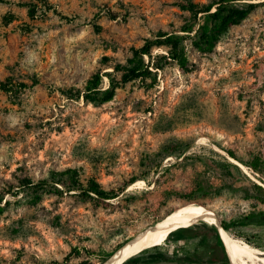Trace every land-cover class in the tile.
Listing matches in <instances>:
<instances>
[{
    "label": "rangeland",
    "instance_id": "374dc122",
    "mask_svg": "<svg viewBox=\"0 0 264 264\" xmlns=\"http://www.w3.org/2000/svg\"><path fill=\"white\" fill-rule=\"evenodd\" d=\"M187 1L218 0H0V195L9 201L0 212V264H102L103 252L188 202L264 250V195L251 183L264 187V169L244 163L264 160V2L235 1L257 5L201 51L195 31H181L190 12L179 4ZM160 32L184 37V69L156 59L152 87L123 83L114 70V95L99 105L66 95L124 65L132 48L162 40ZM109 85L103 75L101 89ZM67 167L118 192L137 179L129 196L102 202L17 191L23 178ZM206 222L190 226L203 231ZM175 248L187 246L164 242L146 253L171 257ZM191 264L222 263L203 256Z\"/></svg>",
    "mask_w": 264,
    "mask_h": 264
},
{
    "label": "trees",
    "instance_id": "16d2710c",
    "mask_svg": "<svg viewBox=\"0 0 264 264\" xmlns=\"http://www.w3.org/2000/svg\"><path fill=\"white\" fill-rule=\"evenodd\" d=\"M235 1L237 0H218L206 5H199L191 1L180 3L179 7L182 10L190 12L189 19L181 26V31H195L192 44L198 50H210L220 35L227 31L230 26L238 24L244 20L249 12L257 5V3H245L240 5ZM262 2H264V0H262ZM212 8L214 9L212 10ZM199 13H201V15L198 16ZM157 37L164 38L162 40H147L143 45L137 48H132V55L127 58L124 65H116L112 71L104 72V74H101V72L92 74L86 81L82 93L77 92L75 96H70L71 94L67 93L66 95L70 98L76 99H79L81 96L85 102L99 105L110 101L114 95V86L112 85V74L114 70L122 71L121 81L123 83L138 79L145 83L147 87H152L156 82L157 71L161 68L160 64L155 62L156 59L175 62L177 67L184 69L188 62L184 49L180 46V42L184 40V37L166 32H160ZM155 44L166 46L168 48L167 55H152L151 48ZM145 55L148 57L147 62H145L144 59ZM103 75L108 77L110 83L109 87L105 89H101L100 87ZM147 78L151 79L149 84L146 82ZM217 145L219 146V144ZM227 153L232 158L236 160L239 159L231 150H227ZM166 156H168V154H166ZM244 163L256 172H263L264 160L260 157H253L249 162ZM225 164L236 171H240L235 164L229 162H226ZM136 179L137 178H134L125 183L118 192L113 189H105L94 175L85 177L82 175L79 168L67 167L62 170H49L45 177L35 182L31 179L23 178L21 180L22 183L18 186L20 188L17 191L26 188L35 200L39 199L43 194H56L59 196L66 194L79 197L83 200L91 199L97 202H102L104 200L116 198L120 194H122V197L129 196L126 194L125 188L127 185L135 182ZM251 183L256 192L264 195L263 186L254 182ZM2 200L3 197L0 195V212H2L4 206L9 203L8 200H5L4 202H2ZM257 215V213L252 212L250 217ZM197 221L204 220L194 219L181 221L174 225V227L170 228L166 233L164 242H170L173 244L182 242L187 246L186 250H182L184 251L183 253L178 252V249L175 248L173 249L171 257L165 256L164 253H159L158 256H149V254L146 253V250L158 246L155 245L129 255L119 264H147L168 260H173L179 264H189V262L191 264L192 262H201L203 256H210L213 261H220L222 264H233L224 249V244L219 237L215 225L204 221L207 223L204 224L206 230L199 231L196 227L190 226ZM185 222L188 223L185 224V226L180 227ZM220 223L227 232H231L230 223H227L224 220H220ZM152 225L153 223L143 229L136 238H142L150 231ZM127 242L128 241L124 240L113 250L103 252L99 257L100 263L109 259L118 248ZM190 244L191 247H189ZM84 248L89 252L86 247Z\"/></svg>",
    "mask_w": 264,
    "mask_h": 264
},
{
    "label": "bare ground",
    "instance_id": "6f19581e",
    "mask_svg": "<svg viewBox=\"0 0 264 264\" xmlns=\"http://www.w3.org/2000/svg\"><path fill=\"white\" fill-rule=\"evenodd\" d=\"M200 219L212 223L217 228L224 249L233 264H264V250L258 249L247 241L227 232L218 218L200 204L188 202L168 212L153 223L150 231L142 238L128 241L118 248L102 264H119L129 255L147 247L164 243L167 231L184 220Z\"/></svg>",
    "mask_w": 264,
    "mask_h": 264
}]
</instances>
